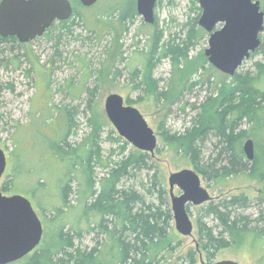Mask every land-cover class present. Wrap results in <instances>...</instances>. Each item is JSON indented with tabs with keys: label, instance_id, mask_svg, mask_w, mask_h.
<instances>
[{
	"label": "trees",
	"instance_id": "16d2710c",
	"mask_svg": "<svg viewBox=\"0 0 264 264\" xmlns=\"http://www.w3.org/2000/svg\"><path fill=\"white\" fill-rule=\"evenodd\" d=\"M107 1L101 6L104 10L98 15L100 21L119 18L124 29L129 22L135 23L139 16L136 0ZM253 1H259L264 11V0ZM192 3L201 14L198 0ZM73 6V17L82 18V12ZM199 16L189 23L188 36L182 45H161L163 36L159 32H146L148 48L142 53L146 61L141 70L134 69L133 76L137 78L141 74L144 80L141 84L147 83L157 92V82L152 79L155 61L159 63L171 57L177 68L185 61L183 76L200 70L211 71L190 86L208 82L211 90L192 126L185 133L167 139L193 159L197 172L208 179L246 175L264 183V62L256 65L254 75L237 72L232 77L225 75L223 82L211 83L210 79L219 71L207 58L201 56L198 64L190 61V46L208 35L198 26ZM68 21L56 23L66 26ZM148 26L142 24L140 32ZM261 40L259 50L251 57L257 53L264 56L263 34ZM7 41L19 42L16 38L0 37V42ZM49 104L48 111L33 106L29 123L13 138L12 150L7 153V172L1 183L4 194L28 197L43 216L42 244L22 260L23 264H164L181 243L175 244L177 241L170 235L174 217L169 192L158 179L152 155L136 150L122 160L105 161L100 138L103 129L110 127L108 122L95 119L91 123L90 119L94 125L92 136L77 143L72 140L77 134L73 131L75 110L59 108L51 101ZM54 117L59 123L53 126ZM211 136L218 141L215 145L218 156L215 163L200 167L201 149ZM248 139L255 145L253 161L244 152ZM218 163L223 165L215 170ZM98 166L108 170L101 178L96 175ZM152 171H155L153 175ZM143 172H147L150 186L140 178ZM250 203L245 196H234L202 207L198 218L199 248L189 250L175 264H197L200 250L208 264H213L223 249L250 242L264 243V210L256 217L245 214ZM261 204L264 199L259 201ZM210 217L218 224L208 225L205 219ZM88 237L92 246L83 244Z\"/></svg>",
	"mask_w": 264,
	"mask_h": 264
},
{
	"label": "rangeland",
	"instance_id": "374dc122",
	"mask_svg": "<svg viewBox=\"0 0 264 264\" xmlns=\"http://www.w3.org/2000/svg\"><path fill=\"white\" fill-rule=\"evenodd\" d=\"M70 1L82 12V18L73 17L66 26L56 23L42 38L27 44L0 42V147L6 154L9 153L13 147V138L32 118V107L48 111L51 101L59 108L70 107L75 110L73 131L77 134L72 137L74 142L80 143L92 136L94 125L91 123L95 119L108 122L110 127L103 129L100 138L102 158L109 162L122 160L137 149L119 136L105 112L106 98L110 94H119L127 105L139 109L157 135L158 149L152 159L157 164L155 171L158 179L168 190L170 197V175L185 169L197 172V169L194 160L172 146L167 138L181 135L192 126V120L211 95V90L208 82L192 88L190 86L201 75L208 76L211 71L205 73L200 70L191 76H183L181 71L186 66L185 61L179 68L174 66L171 57H166L159 63L155 61L152 79L157 82V92L147 83L141 84L144 81L141 74L137 78L133 74L134 69L141 70L146 61L142 55L148 48L149 36L146 32H159L163 36L161 45H182L188 36L189 23L200 15L199 26L202 12L200 14L192 0H160L156 8L155 24L140 32L144 24L140 16L134 24L129 22L127 29H124V22L119 18L112 21L104 18L105 21H100L98 15H102L104 8L101 6L108 3L107 0H99L98 5L89 8L84 7L79 0ZM208 40L209 35L190 46L189 55L193 64H198L201 56L206 58ZM263 62L264 56L257 53L244 62L238 73L254 75L256 65ZM224 80L225 74L219 71L216 76H212L210 82L219 83ZM167 93L169 95L166 98ZM52 122L54 126L59 120L54 117ZM46 128H50L49 124ZM217 142L212 136L205 142L199 157L200 167L206 168L215 163L218 156L215 149ZM122 147L125 148L124 151ZM221 165L223 164H216L214 169H220ZM107 171L103 166H98L96 175L101 178ZM155 171L150 174L153 175ZM197 173L215 204L234 196H245L251 202L245 214L256 217L264 210V204L259 206V201L264 199V183L246 175L208 179L207 175ZM147 176V172H143L140 178L150 186ZM175 194H180L178 188H175ZM207 204L188 209L194 223L193 236L180 235L176 231L175 222L173 223L170 235L177 241L175 244L180 242L181 246L169 255L164 264H175L189 250L199 248L198 218L201 208ZM37 213L43 220V216L38 211ZM205 222L210 226L218 224L213 217L205 219ZM83 244L92 246L91 237L86 238ZM201 256L208 264L201 250L197 256V264H201ZM221 261L264 264V243L254 245L250 242L242 247L223 249L217 254L213 264ZM13 264H23V261Z\"/></svg>",
	"mask_w": 264,
	"mask_h": 264
},
{
	"label": "water",
	"instance_id": "95a60500",
	"mask_svg": "<svg viewBox=\"0 0 264 264\" xmlns=\"http://www.w3.org/2000/svg\"><path fill=\"white\" fill-rule=\"evenodd\" d=\"M86 7L99 0H79ZM158 0H137V13L144 23L154 25ZM202 10L199 26L209 35L205 56L208 63L227 76H234L259 50L264 33V11L253 0H198ZM74 6L70 0H2L0 2V37L16 38L27 44L42 38L56 22L70 20ZM109 122L119 136L137 150L154 156L158 148L155 131L143 114L127 105L119 94L105 101ZM249 161L255 159L252 139L244 144ZM8 168L6 152L0 147V264H13L34 253L42 244L44 226L31 200L23 195L6 196L1 187ZM170 198L176 231L191 237L194 223L188 212L191 206H202L213 197L202 185L199 174L185 169L170 175ZM175 188L180 194H175ZM198 246V244H197ZM201 264H206L201 256ZM215 264H239L221 261Z\"/></svg>",
	"mask_w": 264,
	"mask_h": 264
},
{
	"label": "flooded vegetation",
	"instance_id": "af4514ba",
	"mask_svg": "<svg viewBox=\"0 0 264 264\" xmlns=\"http://www.w3.org/2000/svg\"><path fill=\"white\" fill-rule=\"evenodd\" d=\"M198 248V247H197Z\"/></svg>",
	"mask_w": 264,
	"mask_h": 264
}]
</instances>
